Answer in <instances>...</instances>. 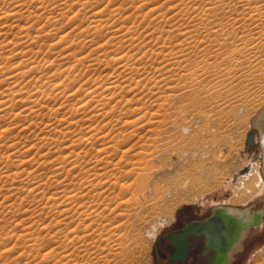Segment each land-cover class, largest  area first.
I'll return each instance as SVG.
<instances>
[{"label": "rangeland", "instance_id": "obj_1", "mask_svg": "<svg viewBox=\"0 0 264 264\" xmlns=\"http://www.w3.org/2000/svg\"><path fill=\"white\" fill-rule=\"evenodd\" d=\"M50 1L51 0H47V2L45 3V7H47L48 9L45 8L44 10L41 11L38 5L40 0H28V4L30 6V8L28 9L32 10L35 13L33 15H30L32 19L28 18L30 16L23 17V19L21 18L17 22L18 24L14 21L15 18L12 16H9L7 14L4 15L3 17L0 16V27L1 25L3 26V24H1L2 22L4 23V26L6 27L11 26L10 28H12V30L10 28L6 29V27L2 28L1 32L3 31V29L5 31H3L0 35V40L2 41L3 40L9 41L11 39L13 41L10 44H7V42L5 41H3V43L0 42L1 45L3 44L8 45V46H4L5 48L2 46V51L0 53V58L2 57L1 61H5V64L3 62L2 63L5 65V67L7 66V72H5V75L14 74L15 71L13 69L19 68L17 66L23 60H27V61L33 60L35 62V63L33 62V65L34 64L36 65V63L38 62L37 64H39V68H40L39 70L37 69L38 71L37 70L32 71L30 74L24 76L23 78L21 77L22 79L19 78L20 80H24V81L17 80L13 86H15L16 89H19L18 86L16 87V84L22 83L23 85H26L25 83H27L28 81L27 79L31 80L32 83H35L36 81L37 84L40 83L43 84L44 81L46 83L48 82L47 84L45 83V85L43 84L44 85L43 89H45V93L43 94V97L40 94H38L37 100H32L33 98L31 100L30 99L26 100L28 98L27 93L20 95V97L19 96L16 97L17 100L16 99L14 100L13 102L14 104H11V107L8 108V109L11 108L10 110H12L9 116L6 115L2 117V114L0 113L1 114L0 144L1 143L8 145L10 143L15 144L17 145V150L20 149L19 151L21 153L24 152L21 155L18 152L19 155L17 157H10L12 158L11 160L10 158L9 159L7 158L8 154L10 155L9 152H5L6 154L2 153L3 156L0 154L2 156L0 157L1 158L0 166L2 162L4 163L5 159H8L10 163L13 165L14 163L15 165H21L22 164L21 162L25 160L26 162L27 161L31 162L28 164H25L24 162L23 166L25 167L24 168L25 170H23V173L15 181L16 183L12 184L13 187L12 189H14L12 190V192L9 189L0 190V264H37V263L55 264L58 262L59 259L60 261L62 260L68 261L70 258H68L67 256L64 258L63 256L66 255L64 253H67L66 251H69L67 255L75 254L77 251L76 250L77 246L75 245L79 244L76 243V241L74 240L76 238H73L72 234L70 233V231L74 228V226H78L77 225L78 222H81L82 228L80 227V229L82 234L81 236L83 238L80 236L77 242L80 241L81 238H82L81 240L85 242L84 235L91 234L92 236H94L93 241L95 242L97 240V242L110 241L114 243V244L112 243L113 246L111 245V243H109V245L113 247L111 248L114 251H116V252L113 251V255H114L113 257L116 258L114 259L113 257L111 258L110 261L111 264H156L154 249L155 246H157L160 243L157 242L156 240L157 238H159L160 235L164 234L166 230H169V226L170 224H172L174 217H177V215H179L181 211H187L189 213V217L191 218L199 217L200 215L198 216L197 213L199 212V214L201 215L207 213V211L211 207L210 204L213 201L220 202L221 200L227 199V201L231 200V203L235 204L237 203L236 201L242 198L243 199L247 198L248 196L247 194H249L247 192L246 193L243 192L244 190H242V181L246 183L245 190H247L246 187L250 188L253 178L251 177L249 180H246V178L242 176V171L246 169V166L248 165L250 167L252 166L250 161L253 160L251 158H253L254 156L260 157L259 152H257L259 147L256 146V144L253 145V143L250 145L245 144V141L247 139V135L250 132L252 133L253 136V130L248 131L251 122H253L256 118L257 119L259 118V122L262 120H263L262 122H264V35L261 38H259V34L256 35L251 34V36H249L246 33H243L242 37L235 38L236 42L233 45H231L230 48L227 49L228 51L229 49H237L238 51V52L236 51L237 53H233V54L225 53L226 50H224L218 52V54L215 56L213 55L214 57L212 56V58L208 57L207 61H206V57L204 56L205 51L199 52L201 50L199 48L200 49L199 51L197 50L194 53L190 54L189 55L190 57L187 56L191 61L195 59L192 62L194 63L193 64L194 68H195V64L197 63L196 64L197 66L195 68L197 70L196 72L189 69V67H191L189 65L191 61H189L185 56L186 53L188 52V50H185V52H183L182 54H176L177 51L165 53L166 55L165 59L169 58L170 60H172V62L173 61L175 62L176 60V64L178 66L177 65L168 66V64L166 65L167 63L166 61H161V59L157 58L156 62L154 61V64H152L151 67L149 66L150 63L148 62L149 64H147V66L149 67L146 68L145 70H141L143 72L136 71L138 67L134 65L135 66L133 67L134 70H131L129 72L130 74L128 75L130 76V79L132 77V80H125V75L127 72H122L121 69H116L117 65L111 64L107 66V68L109 69L106 68L107 73L106 71H103L102 73H104L105 75L103 74V77H100L102 73L99 75V73L97 72L98 70L96 69L100 65L101 66L99 68L103 67L102 65L104 64H102V62L101 64L99 62H96L95 64L90 65V63L86 61L79 65L76 63L77 56H79L77 55V53L80 50H84V52L86 51L88 53V55H86L85 53L84 56H89V58H91L95 51H99V54H101L106 50L105 51L106 55L107 53H110V51L112 52L109 54V56L113 55V53L115 52V50H117L119 46L110 43L112 41L113 42L115 41V40H111L113 39L112 38L113 34H111V32L115 30L117 26L121 27L120 25L124 23L125 25L122 26L125 27V31H126L130 27L131 28L133 27V24L131 22L135 20L136 22L135 24H141L139 27V32L142 34V36H144L145 34H147L148 30H150L152 26L158 21V19L153 20V18L155 17L154 14L161 10L159 8V11L158 10L154 11L152 15L149 13V15L152 16L151 18L150 16L144 18L142 15L143 12L144 13L147 12L149 8L151 9L156 4L163 6L164 9L162 11L166 12L167 11L166 9L168 7H171V4L175 3V1L177 0H144L148 4H146L143 8L142 7L138 8L140 7V5L142 6L143 4H145V2L144 1L141 2V0H90V1L62 0L63 2L61 0H59L58 2L57 0L55 1L52 0L51 2ZM60 1L61 4L59 3ZM189 1L190 0H185L184 2L190 4L192 0L190 2ZM194 1L196 5L204 7V4H206L208 0L206 1L194 0ZM138 2H141V4H138ZM57 4H59L60 6ZM136 4L138 5V7ZM182 6H179L178 10L184 9ZM9 8H11V6L8 7L7 4H3V1L1 2V6H0L1 11L9 10ZM24 8L25 7H23L22 12L23 10H25ZM138 9L140 11H138ZM27 12L29 11H26L25 13L23 12L24 15L25 14L27 15ZM217 12L219 13L220 11L218 10ZM134 13H136L135 14L136 16H134ZM196 13L201 14L202 12L200 11ZM187 20L188 19H185V21L181 20L177 22L176 25L182 24L185 26L186 23H188ZM30 21L31 22L34 21V22L31 23ZM175 21L177 20L174 19V21L172 22L167 21L166 22L167 24L163 23L164 25L167 26L166 27L163 25V29H164L163 33L166 34L168 37L166 36L165 37L166 39L165 38L162 39H164L165 42H167L166 44L167 48L169 47L171 48V45L173 46V48H177V47L179 48L181 44H183V46H186L185 44L189 41L188 39L186 40V37L188 36L186 37L182 36L183 38H181L175 33L176 27L174 28L173 26H170ZM13 22H15V25L14 24L12 25ZM147 23L148 24L150 23L149 27H147L148 25L145 26ZM257 23H254L253 25L261 26L262 24L263 26L264 18L262 19L261 24L260 22ZM30 24L31 25L33 24V27H30L29 35L23 36L25 34L24 29L26 27L28 28ZM6 31L8 32L10 31V32L7 34ZM17 31L19 32V34ZM4 32L6 35L3 34ZM37 32L39 33L37 34ZM143 33L145 34L143 35ZM13 34L14 36L17 35L16 39H18L19 41L15 40ZM164 34L163 37L165 36ZM36 36H38L37 38L38 43L33 44L34 43L33 39ZM189 36L192 37V34H190ZM31 37H33V39H31ZM106 39H110V40H106ZM141 39L139 40L137 39V40L142 41ZM197 39L200 40L199 37H197ZM137 40L132 45L130 44V42L125 41L126 42L124 45L125 56H126L125 58H132L131 56L132 53L136 52L135 45L138 42ZM42 41L45 43H43ZM92 42L93 44H91ZM144 43L145 40L142 41V44ZM27 45L31 46L32 47L31 49L33 51L29 52L28 55L25 54L24 56L19 52L20 51L23 52L24 51L23 47L24 46L27 47ZM104 45L106 46L105 49L102 48L105 47ZM14 46L15 48L13 49ZM127 46L128 48L126 49ZM128 49L130 50V52ZM100 50L102 51L100 52ZM29 55L31 58L29 57ZM69 55L70 57H68ZM182 55L185 57H183ZM135 57L137 56H134V58ZM180 57L181 58L183 57V59L186 58L189 61L188 62L189 64L186 65L185 64L186 62H183V61H187L186 59L181 60V62H179ZM203 57L205 59H202ZM204 60L206 61V63ZM181 65L184 66V68ZM30 66H25L24 71H26ZM79 66L81 69H79ZM21 68H19V70ZM72 68L74 70H72ZM112 69L114 72L112 71ZM108 71H111L113 74ZM119 72H121L120 73L121 75L122 73H124L125 75L123 74L121 76ZM52 73L53 74L55 73L57 75L58 73H60V75L56 77L57 75L56 76L55 74L52 75ZM65 74H69L67 75L68 79L66 78L67 76L65 77ZM108 74L109 75L112 74L111 77H109L110 79L113 78V76L115 75L112 81L116 80V78L118 79L119 78L118 76H120L118 82L116 83L118 84L120 83L119 86L122 88V89L118 88L119 90H116V96L114 93V95L111 97V99L113 98L112 102L108 100L109 98H107L106 94L102 93V90L107 85H109L108 82L111 81V80L109 81L108 79L105 80L104 76L106 75L108 76ZM144 74L147 76L143 78ZM38 75H40L39 77L43 79H40ZM51 76L54 77L52 78ZM102 78L103 81L101 80ZM100 80L105 83L104 84L101 82V85L103 86L105 85L104 88L103 86L100 87ZM65 81L66 83H63ZM97 81L98 83L95 85L94 83H96ZM8 82H9L8 80H6L3 83L1 82L0 90H3ZM57 83L60 84L58 85ZM22 84H18L19 87L23 86ZM96 86H98L95 94L97 96L93 98V101L90 100L91 101L89 103L90 105L89 104L87 105L86 111H84L83 113L81 112L75 113V109H77L79 106V104L77 103L78 100H81L83 98L85 99L86 97L85 95L89 91V89L91 87L94 88ZM51 88H53L54 90L51 93V98L55 97L54 99L49 98L47 95V93H49L50 91L49 90L46 91V89H51ZM30 91L34 92L33 86L30 88ZM1 92L2 91H0V97H1ZM98 92L101 95H99ZM67 95H71V96H67ZM98 95L99 97L100 96L103 97H100L101 99H99ZM104 96L106 98H104ZM18 98L21 99L18 100ZM116 98L121 102V103L117 102L120 104L116 103V101H118ZM23 99L25 100V102H23ZM38 100L41 101L37 103L38 105L41 106L42 103L43 104L46 103L45 106L44 105L42 106L47 108H43L42 110L41 107L39 106L37 108L40 111L36 110V114L31 113L29 110L31 107L30 108L28 107L33 106L34 102H37ZM99 104L100 105L104 104V105L99 106ZM116 104H117V108L115 106ZM58 106L59 107L62 106V108L57 109ZM122 106H124V108ZM25 107L28 108V109L26 108V111L24 110ZM97 107H99L100 109ZM55 108L59 111L57 114L56 112H54ZM50 109L52 112L50 111ZM66 109L70 114L67 112ZM71 109L72 110L74 109L73 113ZM98 109H99V114L97 116H94V114L92 113H96V110ZM113 109L116 111H114ZM41 110L43 112H41ZM100 110L104 111L105 113L101 112ZM124 111H125V119L124 118L120 119V115L124 114ZM19 112H21L22 115L17 114ZM26 112L29 113L27 114ZM127 112L128 114L126 115ZM62 113L63 114L65 113V115H62ZM23 114L25 116H23ZM101 114L106 117L104 116L98 117L101 116ZM33 115H35L36 117ZM55 116H57L55 122H57V124L61 123L59 124L60 126H58L57 129L60 130L61 129L60 127L67 126L72 120L73 121L75 120V121H80L79 122L80 124L76 123V126L72 125L73 127L71 126L72 128L70 129L69 135L73 136L75 134H78L81 138L83 137L90 138L94 136L91 139L92 141L94 140L93 143L91 140L87 142L86 141L87 138L86 139L83 138L84 141L82 142L83 143L82 147L86 151L89 150L87 151L89 153H86L84 158L79 159L80 162H85L82 163V165L85 164V167L82 168V166H79L77 168L78 170L76 169L71 170L73 173L70 171V165H68L67 161L64 163L65 165H63L64 166L63 168L65 169L64 170L63 168H61L62 170L57 169L56 173L55 171L54 173H52L53 170L50 171L49 169L51 167L50 164H47V162L48 163L51 162L50 159H53V157H56L59 154V152L55 151V149L60 151V149L62 148L61 152L64 151L66 152V150H64L65 148H63V146L65 147V145L66 147L69 146L70 149H74V147L77 148L76 146L77 144H75V146L71 148L73 137L71 138V136L69 137L68 135L66 139L64 138L67 141H64L63 139L64 141L63 142L61 140L60 143L62 144L59 145L58 147L59 149L57 148L52 149L53 152L50 148H46V146L45 148L38 149L39 146H41L40 144L38 145L37 148V146L32 147L30 143V142L38 143V141L34 138L36 137L37 133L33 132V130H35V127H33L35 123L39 121L45 124L47 123L48 119H51L52 117ZM91 116L92 118L94 117L97 118L92 119ZM38 117L39 119H37ZM68 117H70V119ZM239 117L241 118V120ZM60 118H62V122H59ZM85 119L86 120L92 119V120L84 121ZM122 119H124L125 122H121L124 121ZM66 120H68L69 122ZM83 121L85 123H83ZM31 122L34 125L31 126L30 128ZM27 123L29 125H27ZM82 123L85 125H83ZM88 123H90V125ZM104 123L105 124L108 123V124L103 125ZM25 124L27 126H24ZM20 126L22 128L26 127V129H28L29 131L25 129L26 133L25 131L21 132L20 130L22 128ZM79 126L81 128L83 126L84 129H81ZM86 126H90V127L92 126L89 129L88 134L91 131L93 132L94 130V133L91 132L93 136L91 134L89 136H86L88 135L86 133L87 131ZM96 126L98 128V131H96L97 135L95 134V130H97ZM75 127L77 128L76 129L77 131L75 130ZM32 128L34 129L32 130ZM57 129H55L54 132V134L56 135L54 136L53 134L54 137L50 136L53 137V139H56L58 136V134L56 133L58 131ZM99 130L102 131V133L98 134ZM113 130H115L114 131L116 133V135L114 134L115 136L113 135L114 133ZM104 132L108 134L106 135L104 134ZM31 133L35 136H33ZM48 133L49 132H46L40 137L43 136L49 137ZM102 134L106 135L105 138L104 139L100 138V140H98L99 136H102ZM129 134H132L133 136L129 138L128 137L130 136ZM126 136L127 138H129L128 141L126 140ZM11 137L13 138L15 137L13 141L11 140L12 139ZM81 138L80 140H82ZM113 138H115V140ZM51 140L52 139H49V141ZM108 141H112L111 143L116 145H119V142H121V144L125 143V147H126L125 151L128 150L127 148H130L125 155L127 158L126 157H125L126 159L121 158L122 150H119V152L116 151L117 152L116 154L115 152H112L113 149H111L112 151L110 150L111 152L108 151L107 155H104L105 154L104 152L99 153L98 150L105 148L104 143ZM25 143H28V145L26 144L27 145L26 146ZM134 144L138 146L136 149L130 147L131 145ZM26 151H28V153L25 154ZM141 151L142 153L145 152L143 155L144 157L138 154V152ZM93 153H95L96 155ZM111 153H113V155ZM127 154H129L130 158H128L129 156ZM114 155L117 156L115 157ZM45 156L47 157L48 161L45 162L46 164H42L44 160L43 158H45ZM94 159H96V161H98L99 159V163L97 162L98 164H96L97 168L93 167V169L92 168L90 169V167L93 165V163L90 162H94ZM39 160L42 161L40 162ZM133 160L135 163L133 162ZM124 161H126V163ZM116 162H118L120 166L119 165L117 166ZM38 164L40 167L38 166ZM123 165L125 166L121 167ZM80 169L81 170L83 169L82 172ZM85 170H87L88 173ZM119 172H122L123 175L120 176L121 173ZM60 173L62 174V176ZM52 174H54L57 177L53 176ZM108 174L110 176L115 177V180L119 178L117 180L118 182L114 181V178L112 177L110 178ZM115 174L116 175L118 174V177H116ZM32 175L34 177H36L37 175L36 179H33L34 177H32ZM122 176L123 177L128 176V177L124 179ZM235 177L237 178L236 180H234ZM83 179L85 180L82 181ZM87 179L88 180L90 179L89 181L92 182L94 181L93 184L94 183L96 184L90 187L91 185L86 184L87 182H89ZM255 179L256 178H254V180ZM193 180L196 182L195 185L196 187L194 191L191 185L194 182ZM66 182H68L69 184ZM82 182L84 183L86 182V183L81 186L82 188H79L80 183ZM115 182L116 184L118 183V185H115ZM120 183L121 185L122 184L124 185V183L126 185V186L124 185V187H126L125 195L123 194L124 196H121L123 198L118 196V193L119 192L122 193L124 189L123 187L122 189H120V191H118V188L121 187ZM73 184H77L78 187ZM42 187H44V189ZM74 187L76 188L75 190H73ZM89 187L92 189H90ZM78 188H79L78 194L80 195V197L79 195L76 196L78 198V201L77 204L74 205L77 206L79 203L80 204L88 203L87 205H85L86 207H84L83 210H85V208H88L86 209V212L87 210H89L90 212L91 209H94L97 213L95 211L93 212V210L91 213L94 214V217L96 219L93 216H86L88 217V218L85 217L86 220L84 218V220L80 221L78 216L74 213L73 208L75 206H73V204L70 205L71 203L63 202L64 201L63 199H65V197L75 193V191H77ZM190 188H192L191 191ZM44 190L48 194L44 195L45 198H41L43 194L42 192H44ZM89 190H91L92 192ZM60 192H62V194ZM54 193L56 196L54 195ZM57 194H59L58 197ZM84 194L86 195L84 196ZM53 196L57 199L60 196L62 197L56 202L53 200L54 203L52 202L53 204L51 203L52 204L51 205L49 201L51 202L52 199H55ZM83 196L85 199L89 198V201L85 200ZM94 197L95 200H93ZM82 198L84 199V202H82L83 200ZM91 201L93 202V204L90 203ZM250 201H252V199ZM69 208L71 209L70 211L67 210ZM64 210H67L69 212H67V214L63 213L65 212ZM107 217H109L110 219ZM94 219L97 220V222ZM93 220L95 222H93ZM83 221H87L85 222V225L89 226V224H91L87 228L88 230L83 229V225H84L82 223ZM99 221H102L103 225L101 222L99 223ZM69 222L70 225L67 224ZM50 223L52 224L50 225ZM100 226L101 228L104 227L105 229H101ZM97 230L100 235H98V233H95L97 232ZM159 233L160 235L156 238V236ZM65 235L72 236V239L74 241L70 239L71 238L70 236H68V238L71 241L66 240V238L64 237ZM96 236H98L97 237L98 239L95 240ZM115 240L119 242H116ZM62 242L64 244L65 242L66 243L69 242L70 244L68 243V245L65 244L66 246L65 245L62 246L61 245L63 244ZM73 242L74 244H72ZM88 242L89 241L87 238L86 243ZM5 243L7 245H5ZM24 245L26 246L27 249L24 248L25 247ZM47 245L51 246L52 248ZM58 245H61L62 247H58ZM115 245H118L119 247ZM67 246H69L70 248ZM41 247H44L43 248L44 251L40 250ZM64 247H67L68 250H66ZM60 248L62 249L61 252H60ZM164 248L166 250L168 248L167 245H164ZM64 249L65 252H62L64 251ZM36 250L37 251L39 250L38 251L39 253ZM46 253L47 254L51 253L52 256L54 255L53 257L51 256L48 259V262L45 261L46 260L45 256H42L43 254L47 255ZM81 254L83 255V253ZM169 257L166 258L165 261L166 264L172 263L171 261H169ZM84 258L86 257L84 256ZM55 259L58 260L55 261ZM80 259L82 261V258H80L79 256L77 261L74 260L76 261V264L83 263V261L82 263L80 262ZM43 261H45V263H43ZM66 261L64 264H71V263L75 264L74 261L70 263L69 262L66 263ZM262 261H264V226L262 230L252 235V237H250L247 240V242H245L244 251L240 252L236 256L235 262L233 264H263L264 262L262 263ZM59 263L63 264V262L62 263L58 262L57 264Z\"/></svg>", "mask_w": 264, "mask_h": 264}, {"label": "bare ground", "instance_id": "obj_2", "mask_svg": "<svg viewBox=\"0 0 264 264\" xmlns=\"http://www.w3.org/2000/svg\"><path fill=\"white\" fill-rule=\"evenodd\" d=\"M3 1V4H7L8 5V7L9 6H11V8H9V10H5V11H1V9H0V16L1 17H3L4 15H9V16H12V17H14L15 18V22L17 23L21 18L23 19V17H27V16H30V15H33L35 12H33L32 10H30V9H28V8H30V6H29V4H28V0H0V6H1V2ZM52 1V0H51ZM50 1V2H51ZM55 1V0H54ZM53 1V2H54ZM59 0H57V2H58ZM62 1V0H61ZM61 1L59 2L60 4H61ZM90 1V0H89ZM144 0H141V2H143ZM179 0H177V1H175V3H173V4H171V7H168L166 10V12H163L162 10L164 9V7L163 6H161V5H154L151 9L149 8V10L147 11V12H143V17L144 18H147V16L149 17L150 16V18L152 17L151 15L153 14V12L154 11H156V10H158L159 11V8H160V10L161 11H159V12H157V13H155L154 15H155V17L153 18V20L154 19H158V21L152 26V28L150 29V30H148V32H147V34H145V33H143V35L144 36H142V34L139 32V27H140V25L141 24H135L136 22H135V20L134 21H132L131 23L133 24V27L131 28H129V29H127L126 31H125V27L124 26H122V25H125L124 23L122 24V25H120L121 27H119V26H117V28H115V30H110V31H112L111 32V34H113V36H112V38L113 39H111V40H115L114 42L112 41V42H110V43H113V45L114 44H116L117 46H119L118 48H117V50H115L114 48V50H115V52L113 53V55H110V56H112V57H110L109 56V54L112 52V51H110V53H107V55L105 54V51L103 52V53H101V54H99V51H95L94 53H93V56L91 57V58H89V56H84V54L86 53V55H88V53L85 51L84 52V50H80L78 53H77V55H79V56H77V59H76V63L77 64H82L83 62H88V63H90V65H93V64H95L96 62H99L100 64H101V62H102V64H104V65H102L103 67H101V68H99V67H97V69L96 70H98L97 72L99 73V75L103 72V71H106L107 69H109V68H107V66L108 65H111V64H115V65H117L116 67V69H121L122 70V72H127L126 73V75L124 74V73H122V75L124 74L125 75V80H132V77H131V79H130V76H128L130 73V71L131 70H134V68L133 67H135L134 65H136L138 68H137V70H136V68H135V70L136 71H141V70H145L146 68H148L149 66L151 67V65L152 64H154V61L156 62V59L157 58H159V59H161V61H166L165 63H166V65L168 64V66H171V65H177L176 64V60H175V62L173 61L172 62V60H170L169 58H167V59H165V53L166 52H174V51H177L176 52V54H182L183 52H185V50H188V52L186 53V55L185 54H183V55H185L186 57L188 56V57H190L189 55L190 54H192V53H194L195 51H199L200 49V51L199 52H201V51H205V57H206V61H207V58L209 57V58H212V56L214 55H217L218 54V52H221V51H224V50H226V52L225 53H231V54H233V53H237L238 51H237V49H229V51L227 50L228 48H230V46L231 45H233L235 42H236V39L235 38H240V37H242V35H243V33H246L247 35H249V36H251V34L252 35H256V34H259V38H261L263 35H264V28H263V26H262V24H261V22H262V19L264 18V0H208L207 2H206V4H204V7H201V6H199V5H196L195 4V1L194 0H190L189 2H190V4H188V3H185L183 0L182 1H179ZM206 1V0H205ZM30 2V1H29ZM32 2V1H31ZM38 2V1H37ZM47 2V0H40V2H39V8L41 9V11L42 10H44L45 8H47V7H45V3ZM63 2V1H62ZM141 2H138V4H141ZM145 2V1H144ZM55 3V2H54ZM53 3V4H54ZM70 3V2H69ZM150 3V2H149ZM153 3H154V1H153ZM168 3H171V2H168ZM68 4V3H67ZM71 4V3H70ZM146 4H148L147 2H145V4H143L142 6L140 5V7H138V5H137V7L138 8H143ZM161 4V3H160ZM162 4H164V3H162ZM182 4H183V6H182ZM56 5V4H55ZM54 5V6H55ZM57 5H59V4H57ZM91 5V4H90ZM151 5V4H150ZM202 5V4H201ZM4 6V5H3ZM47 6V5H46ZM60 6V5H59ZM67 6V5H66ZM179 6H182L184 9H181V10H178L179 8ZM23 7H25L24 9L26 10V11H29V12H27V15L25 14L24 15V13L26 12L25 10H23V12H22V9H23ZM26 7H27V9H26ZM63 7V6H62ZM136 7V8H137ZM34 8V7H33ZM38 8V9H39ZM7 9V8H6ZM48 9V8H47ZM84 9V8H83ZM37 10V9H36ZM128 10V9H127ZM178 10V11H177ZM220 11L219 13L217 12V11ZM68 11V10H67ZM93 11V10H92ZM91 11V12H92ZM138 11H140L139 9H138ZM146 11V10H145ZM202 12L201 14L200 13H196V12ZM128 12H130V11H128ZM137 12V11H136ZM142 12V11H141ZM162 12V13H161ZM174 12V13H173ZM133 13V12H132ZM149 13L151 14V15H149ZM136 13H134V16H136L135 15ZM126 15H127V13H126ZM125 15V16H126ZM130 15H131V13H130ZM141 15V16H142ZM94 16H96V15H94ZM98 16V15H97ZM115 17V16H114ZM28 18H31V16L30 17H28ZM129 18V17H128ZM140 18V17H139ZM176 18H178V19H176ZM1 19H3V18H1ZM32 19V18H31ZM101 19V18H100ZM134 19V18H133ZM174 19L175 20H177V21H175L172 25H170V26H173L174 28L176 27V30H175V33L178 35V36H180L181 38H183V37H186V36H188V37H186V40L188 39L189 41L185 44L186 46H183V44H181L180 46H179V48L177 47V48H173V46L171 45V48L169 47V48H167V46H166V44H167V42H165V40L164 39H162V38H165L167 35L166 34H164L163 33V31H164V29H163V23H166L167 21H174ZM185 19H188L187 21H188V23H186V25L184 26V25H182V24H179V25H176V23L177 22H179V21H185ZM30 20V19H29ZM28 20V21H29ZM43 20V19H42ZM109 20V19H108ZM107 20V21H108ZM127 20V19H126ZM139 20V19H138ZM46 21V20H45ZM5 22V21H4ZM15 22H13L12 23V25L14 24L15 25ZM31 22V21H30ZM29 22V23H30ZM32 22H34V21H32ZM31 22V23H32ZM129 22V21H128ZM155 22V21H154ZM257 22H260V24H261V26L259 25V26H254L253 24L254 23H257ZM131 23H129V24H131ZM181 23V22H180ZM184 23V22H183ZM1 24H3V26L1 25V27H0V35H1V33L3 32V31H5L4 29H3V31L1 32V29L2 28H4V27H6V26H4V23H2L1 22ZM5 24H7V23H5ZM18 24V23H17ZM109 24V23H108ZM167 24V23H166ZM185 24V23H184ZM258 24V23H257ZM148 25V26H147ZM168 25H169V23H168ZM251 25H253V26H251ZM102 26V25H101ZM128 26V25H127ZM132 26V25H131ZM145 26H147V27H149L150 26V23L148 24H146ZM164 26H166V25H164ZM11 27V26H10ZM10 27H6V29H9ZM30 27H33V24L31 25L30 24V26L27 28H25L24 29V32H25V34L23 35V36H28L29 35V31H30ZM35 27V26H34ZM80 27V26H79ZM95 27V26H94ZM147 27H145V28H147ZM167 27V26H166ZM14 28V27H13ZM42 28V27H41ZM40 28V29H41ZM128 28V27H127ZM11 30H12V28H10ZM33 29V28H32ZM35 29V28H34ZM55 29V28H54ZM10 30V31H11ZM142 30V29H141ZM9 31V32H10ZM18 31H19V29H18ZM17 31V32H18ZM21 31V30H20ZM35 31V30H34ZM59 31V30H58ZM150 31V32H149ZM7 32V34L9 33L8 31H6ZM14 32V31H13ZM139 32V33H138ZM12 33V32H11ZM16 33V32H15ZM39 32H37V34H38ZM42 33V32H41ZM72 33V32H71ZM3 34H5V32L3 33ZM17 34V33H16ZM18 34H19V32H18ZM17 34V35H18ZM163 34L165 35L164 37H163ZM175 34V35H176ZM190 34H192V37H190L189 35ZM6 35V34H5ZM4 35V36H5ZM17 35L16 36H14V34H13V36L15 37V40H17V41H19L18 39H16L17 38ZM36 35V34H35ZM137 35V36H136ZM172 35V34H171ZM176 35V36H177ZM19 36V35H18ZM183 36V37H182ZM111 37V36H110ZM141 37H142V39H141ZM168 37V36H167ZM169 37H170V34H169ZM197 37H199V39L200 40H198L197 39ZM23 38V37H22ZM27 38V37H26ZM37 38H38V36H36V37H34V39H33V37H31V39H33V44H37L38 43V40H37ZM106 38H108V37H106ZM7 39V38H6ZM59 39H60V37H59ZM139 39H141L142 41L143 40H145V43L144 44H142V41H138ZM166 39V38H165ZM179 39V38H178ZM9 40V39H8ZM40 40H42V39H40ZM85 40V39H84ZM88 40V39H87ZM106 40H110V39H106ZM136 40L138 41L137 42V44L135 45L136 46V52H134V53H132V58H125L126 56H125V49H124V45H125V43L126 42H130V44L132 45V44H134L135 42H136ZM174 40H176V39H174ZM3 41H5V40H3ZM3 41L2 40H0V42H2L3 43ZM30 41V40H29ZM126 41V42H125ZM5 42H7V44H10L11 42H13L12 41V39L11 40H9V41H5ZM32 42V41H31ZM43 42V41H42ZM106 42V41H105ZM184 42V41H183ZM16 43V42H15ZM43 43H45V42H43ZM104 43V42H103ZM14 44V43H13ZM12 44V45H13ZM17 44V43H16ZM19 44V43H18ZM91 44H93V42L91 43ZM105 44V43H104ZM107 44V43H106ZM129 44V45H130ZM168 44H169V42H168ZM175 44V43H174ZM207 44V45H206ZM0 45H1V43H0ZM100 45V44H99ZM150 45V46H149ZM2 46L4 47V46H8V45H6V44H3V45H1L0 46V53H1V51H2ZM34 46V45H33ZM103 46V45H102ZM105 46V45H104ZM110 46V45H109ZM148 46V47H147ZM177 46V45H176ZM25 47V48H24ZM23 47V49H24V51L23 52H19L20 54H23L24 56H25V54H27L28 55V53L29 52H31V51H33L31 48V46H29V45H27V47L26 46H24ZM35 47V46H34ZM39 47V46H38ZM43 47H45V46H43ZM54 47H55V45H54ZM68 47V46H67ZM99 47H101V46H99ZM98 47V48H99ZM113 47V46H112ZM133 47V46H132ZM5 48V47H4ZM15 48V46L13 47V49ZM22 48V47H21ZM40 48V47H39ZM79 48V47H78ZM89 48V47H88ZM102 48H106V46L105 47H102ZM116 48V47H115ZM128 48V46L126 47V49ZM200 48V49H199ZM51 49V48H50ZM68 49V48H67ZM90 49V48H89ZM96 49V48H95ZM95 49H93V50H95ZM100 49V48H99ZM103 49V50H104ZM169 51H168V50ZM174 49H176V50H174ZM10 50H12V49H10ZM88 50V49H87ZM111 50V49H110ZM129 50V49H128ZM17 51V50H16ZM15 51V52H16ZM50 51V50H49ZM48 51V52H49ZM102 50H100V52H101ZM228 51V52H227ZM237 51V52H236ZM91 52V51H90ZM89 52V53H90ZM129 52H130V50H129ZM203 53V52H202ZM13 54V53H12ZM35 54V53H34ZM129 54V53H128ZM134 54V55H133ZM170 54V53H169ZM174 54V53H173ZM196 54V53H195ZM199 54V53H198ZM22 55V56H23ZM64 55H67V54H64ZM182 55V56H183ZM14 56V55H13ZM17 56V55H16ZM35 56H37V55H35ZM114 56V57H113ZM134 56H137V57H135L134 58ZM161 56V57H160ZM185 56H183V57H185ZM213 56V57H214ZM29 57H30V55H29ZM41 57V56H40ZM68 57H70V55L68 56ZM101 57H103V58H101ZM183 57L181 58L180 57V61L179 62H181V60H185V59H183ZM187 57V59L189 60V58ZM25 58H27V57H25ZM31 58V57H30ZM177 58H179V57H177ZM1 59H2V57L0 58V83L2 82H5L6 80H8L9 82L7 83V85H5V87H4V89L3 90H0V91H2L1 92V97H0V113L2 114V117L3 116H6V115H8L9 116V114H11V111L12 110H10V109H8L9 107H11V104H14L13 102H14V100L16 99L17 100V98L16 97H20V95H23V94H28V98L26 99V100H28V99H32V100H37V96H38V94H40L42 97H43V94L45 93V89H43L44 87V85H45V81L43 82V84H37L36 83V81H35V83H32L31 82V80H29V79H27L28 81H27V83H25L26 85H23L22 83H17L16 84V87L18 86V88L19 89H16L15 88V86H13L15 83H16V81L17 80H19V81H24V80H20V79H22L24 76H26V75H28V74H30L32 71H35V70H39L40 68H39V64H37L38 62V60L36 61L37 63H36V65L34 64L33 65V60L32 61H27V60H23V61H21V63L20 64H18V66L17 67H19V68H21L20 70H19V68H15V69H13L14 71H15V73L14 74H12V75H5V72H7V66L5 67V61H1ZM5 59V58H4ZM3 59V60H4ZM44 59V58H43ZM42 59V60H43ZM71 59V58H70ZM171 59H173V58H171ZM186 59V60H187ZM197 59V58H196ZM202 59H205L204 57L202 58ZM6 60V59H5ZM10 60V59H9ZM30 60V59H29ZM46 60V59H45ZM44 60V61H45ZM133 60V61H132ZM183 61V62H186L185 64L187 65V64H189L188 62L189 61H191V60H189V61ZM193 60H195V59H193ZM192 60V61H193ZM48 61V60H47ZM178 61V60H177ZM191 61V63L189 64L191 67H189V69H191L192 71H197L195 68H196V64H195V68L193 67V62ZM205 61V60H204ZM206 61H205V63H206ZM4 64H3V63ZM7 62V61H6ZM42 62V61H41ZM150 64H149V63ZM199 62V61H198ZM35 63V62H34ZM47 63V62H46ZM204 63V62H203ZM147 64H149V66H147ZM164 64V63H163ZM6 65H8V64H6ZM30 65H32V66H30ZM42 65V64H41ZM50 65V64H49ZM74 65V64H73ZM84 65H86V64H84ZM89 65V66H90ZM156 65V64H155ZM154 65V66H155ZM184 65V64H183ZM188 65V66H189ZM21 66V67H20ZM25 66H30L26 71H24V67ZM98 66V65H97ZM113 66V65H112ZM178 66V65H177ZM182 66V65H181ZM185 66V65H184ZM184 66H182L183 68H184ZM9 67V66H8ZM41 67V66H40ZM82 67V66H81ZM162 67H163V65H162ZM186 67V66H185ZM208 67V66H207ZM10 68H12V67H10ZM27 68V67H26ZM69 68V67H68ZM99 68V69H98ZM107 68V69H106ZM133 68V69H132ZM154 68V67H153ZM168 68V67H167ZM23 69V70H22ZM66 69V68H65ZM79 69H81L80 68V66H79ZM87 69H88V67H87ZM95 69V68H94ZM198 69V68H197ZM12 70V69H11ZM37 70V71H38ZM41 70H43V69H41ZM40 70V71H41ZM72 70H74L73 68H72ZM96 70H95V72H96ZM152 70V69H151ZM178 70H179V68H178ZM188 70V69H187ZM63 71V70H62ZM61 71V72H62ZM112 71H113V69H112ZM120 71V70H119ZM147 71V70H146ZM156 71V70H155ZM170 71H172V70H170ZM186 71V70H185ZM60 72V73H61ZM67 72V71H66ZM108 72H111V71H108ZM114 72V71H113ZM137 72V73H138ZM141 72H143V71H141ZM179 72V71H178ZM194 72V73H195ZM38 73V72H37ZM60 73H58V75H60ZM68 73V72H67ZM106 73H107V71H106ZM112 73V72H111ZM121 72H119V74H120ZM132 73V72H131ZM153 73V72H152ZM193 73V72H192ZM55 74V73H54ZM53 73H52V75H54ZM62 74V73H61ZM77 74V73H76ZM103 74L104 73H102V75L100 76V77H103ZM113 74V73H112ZM112 74H108V76L106 75V76H104L105 77V80H111L110 82H108V84L109 85H107L106 87H105V85L103 86V85H101V82L103 81V78L100 80V87H102L103 86V90H102V93H104V94H106V96H107V98H109L108 100H110L111 102H112V99H111V97L114 95V93H115V96H116V90H119L118 88H120V89H122L119 85H120V83L118 84V83H116V82H118V79L120 78V76H118L119 78L117 79L116 78V80H113L112 81V79L114 78V76H113V78H109V77H111V75ZM166 74H167V72H166ZM177 74H179V73H177ZM49 75H51V74H49ZM57 74H55V76H56ZM58 75L56 76V77H58ZM67 75H69V74H65V77L67 76ZM85 75V74H84ZM91 75V74H90ZM97 75V74H96ZM98 75V76H99ZM105 75V74H104ZM121 75V74H120ZM121 75V76H122ZM133 75V74H132ZM155 75V74H154ZM35 76V75H34ZM40 75H38V77H39ZM46 76V75H45ZM89 76V75H88ZM140 76V75H139ZM145 76H147V75H145L144 74V76H143V78L145 77ZM149 76V75H148ZM165 76V75H164ZM190 76H191V74H190ZM22 77V78H21ZM50 77V76H49ZM49 77H48V79H49ZM52 78L54 77V76H51ZM55 77V78H56ZM65 77H63V78H65ZM138 77V76H137ZM142 77V76H141ZM20 78V79H19ZM40 78V77H39ZM67 79H68V76L66 77ZM86 78V77H85ZM139 78V77H138ZM137 78V79H138ZM147 78V77H146ZM152 78V77H151ZM168 78H170V77H168ZM30 79H32V78H30ZM36 79V78H35ZM40 79H43V78H40ZM45 79V78H44ZM59 79V78H58ZM61 79V78H60ZM82 79H83V77H82ZM96 79H97V77H96ZM63 80V79H62ZM89 80V79H88ZM122 80V79H121ZM123 80H124V78H123ZM143 80V79H142ZM141 80V81H142ZM95 81V80H94ZM34 82V81H33ZM60 82V81H59ZM82 82V81H81ZM125 82V81H124ZM48 83V82H47ZM46 83V84H47ZM63 83H66V81L65 82H63ZM98 83V81L96 82V83H94L95 85ZM102 83H104V82H102ZM152 83V82H151ZM155 83V82H154ZM18 84H22L23 86H21V87H19V85ZM58 84V83H57ZM60 84V83H59ZM58 84V85H59ZM74 84V83H73ZM86 84V83H85ZM84 84V85H85ZM105 84V83H104ZM142 84V83H141ZM2 85V84H1ZM55 85V84H54ZM81 85H82V83H81ZM95 85H92V86H95ZM151 85V84H150ZM33 86V88H34V92H31L30 91V88ZM49 86V85H48ZM51 86V85H50ZM87 86H88V84H87ZM123 86V85H122ZM55 87V86H54ZM53 87V88H54ZM81 87V86H80ZM99 87V88H100ZM53 88H51V89H46V91L47 90H49L50 92L49 93H47V95H48V97L49 98H51V93L54 91L53 90ZM98 88V86H96V87H94V88H90L89 89V91L86 93V95H85V93H84V95L86 96L85 97V99L83 98V99H81V100H78V104H79V106H78V108L77 109H75V113H79V112H81V113H83L84 111H86V109H87V105L91 102L90 100H92L93 101V98L94 97H96L97 95H95L96 94V89ZM154 88V87H153ZM82 89V88H81ZM138 89V88H137ZM61 90V89H60ZM101 90V89H100ZM74 91V90H73ZM80 91V90H79ZM97 91H99V90H97ZM123 91V90H122ZM64 92V91H63ZM83 92V91H82ZM99 92H101V91H99ZM98 92V93H99ZM74 94V93H73ZM72 94V95H73ZM80 94V93H79ZM138 94V93H137ZM53 95H55V94H53ZM57 95V94H56ZM83 95V94H82ZM99 95H101L100 93H99ZM99 95H98V97H99ZM118 95H119V93H118ZM159 95V94H158ZM67 96H71V95H67ZM74 96V95H73ZM109 96V97H108ZM57 97V96H56ZM100 97H103V96H100ZM99 97V99H101ZM55 97H53V98H51V99H54ZM104 98H106L105 96H104ZM115 98V97H114ZM118 98V97H117ZM116 98V99H117ZM21 98H18V100H20ZM43 99V98H42ZM64 99V98H63ZM70 99V98H69ZM98 99V98H97ZM98 99V100H99ZM150 99V98H149ZM98 100H96V101H98ZM104 100V99H103ZM102 100V101H103ZM118 100V99H117ZM40 100H38L37 102H34V105L33 106H27L28 108H30L29 110H30V112L31 113H35L36 114V110L37 111H40L37 107H39L40 105H38L37 103L39 102ZM100 101V100H99ZM20 102V101H19ZM22 102V101H21ZM23 102H25V100L23 99ZM41 102V101H40ZM43 102H44V100H43ZM117 102H120L119 100L118 101H116V103ZM125 102V101H124ZM47 103H48V101H47ZM102 103V102H101ZM121 103V102H120ZM120 103H117V104H120ZM40 104V103H39ZM46 104V103H45ZM45 104H43L42 103V105H44L45 106ZM107 104V103H106ZM108 104H110V103H108ZM117 104L115 105L116 106V108H117ZM40 106L41 107V109L43 110V108H47V107H43V106ZM71 105V104H70ZM90 105V104H89ZM104 104H99V106H103ZM108 106V105H107ZM27 107H25V111H26V108ZM106 107V106H105ZM123 108H124V106H122ZM24 108V107H23ZM23 108H21V109H23ZM27 108V109H28ZM37 108V109H36ZM62 108V106L61 107H59L58 106V108L57 109H61ZM97 108H99V107H97ZM96 108V109H97ZM101 108H104V107H101ZM56 108H55V110H54V112H56V114L59 112L58 110H57ZM74 109L72 110V113L74 112ZM100 109V108H99ZM99 109L98 110H96V113H92V114H94V116H97L98 114H99ZM112 109V108H111ZM115 109V108H114ZM113 109V110H114ZM148 109H150V108H148ZM23 110V111H24ZM41 110V112H43ZM47 110V109H46ZM67 110V109H66ZM70 110V109H69ZM92 110H93V107H92ZM105 110V109H104ZM50 111H51V109H50ZM65 111V110H64ZM63 111V112H64ZM101 111V110H100ZM114 111H116V110H114ZM123 111V110H122ZM141 111V110H140ZM18 112V111H17ZM52 112V111H51ZM53 112V113H54ZM67 112H68V110H67ZM98 112V113H97ZM101 112H104V111H101ZM109 112V111H108ZM13 113H15V112H13ZM27 113V112H26ZM29 113V112H28ZM27 113V114H28ZM69 113V112H68ZM71 113V114H72ZM105 113V112H104ZM110 113V112H109ZM118 113H121V112H118ZM130 113V112H129ZM0 114V115H1ZM17 114H21V112H19V113H17ZM41 114V113H40ZM52 114V113H51ZM51 114H50V116H51ZM70 114V113H69ZM128 114V112L126 113V115ZM159 114V113H158ZM22 115V114H21ZM31 115V114H30ZM29 115V116H30ZM62 115H65V113L63 114L62 113ZM119 115V114H118ZM7 116V117H8ZM23 116H25L24 114H23ZM33 116H35V115H33ZM48 116V115H47ZM67 116H68V114H67ZM67 116H64V117H67ZM72 116H74V115H72ZM93 116V115H92ZM92 116H91V118H92ZM102 116H104V115H102L101 114V116H98V117H102ZM113 116V115H112ZM131 116V115H130ZM19 117V116H18ZM36 117V116H35ZM104 117H106V116H104ZM17 118V117H16ZM15 118V119H16ZM32 118H34V117H32ZM57 118V116H55V117H52L51 119H48L47 120V123H45V124H43V122L41 123V122H37V123H35V125L34 124H32V122L30 123V128H31V126H33V127H35V130H33L34 128H32V130H33V132H36L37 134H36V137H34L37 141H38V143L36 142V143H32V142H30L31 143V145H32V147H36L37 146V148H38V145L40 144L41 146H39V148L38 149H42V148H45V146H46V148H50L51 150L52 149H55V148H57V149H59L58 147H59V145H61L62 143H60L61 142V140L63 141V139L65 138L66 139V137L70 134V129L73 127L72 125H75L76 126V123H78V124H80L79 122L80 121H71L67 126H63V127H60L61 129L59 130V129H57V127L58 126H60L59 124H61V123H59V124H57V122H55L56 119ZM69 119H70V117H68ZM78 118V117H77ZM94 118H97V117H94ZM94 118H92V119H94ZM118 118H119V116H118ZM121 118H124L125 119V111H124V114H121L120 115V119ZM240 118V117H239ZM37 119H39V117L37 118ZM42 119V118H41ZM46 119V118H45ZM59 119V118H58ZM88 119H89V117H88ZM84 120V121H91L92 119H90V120ZM124 119H122V120H124ZM44 120V119H43ZM61 120V121H60ZM60 120H59V122H62V118H60ZM65 120V119H64ZM240 120H241V118H240ZM239 120V121H240ZM37 121V120H36ZM42 121V120H41ZM66 121H68V120H66ZM83 121V123H85ZM69 122V121H68ZM93 122V121H92ZM105 122V121H104ZM118 122V121H117ZM121 122H125V120L124 121H121ZM12 123V122H11ZM64 123V122H63ZM62 123V124H63ZM82 123V124H83ZM101 123V122H100ZM17 124V123H16ZM81 124V125H82ZM89 125H90V123H88ZM108 124V123H107ZM107 124H103V125H107ZM142 124V123H141ZM12 125V124H11ZM10 125V126H11ZM27 125H29L28 123H27ZM26 124L24 125V126H27ZM66 125V124H65ZM83 125H85V124H83ZM120 125V124H119ZM22 126V125H21ZM20 126V127H21ZM72 126V127H71ZM116 126H117V123H116ZM115 126V127H116ZM139 126V125H138ZM80 127V126H79ZM87 127V131H86V133L88 134V132H89V129L92 127H90V126H86ZM2 128H3V126H2ZM6 128V127H5ZM22 128V127H21ZM81 128V127H80ZM158 128V127H157ZM25 129H26V127L25 128H22L20 131L22 132V131H25ZM55 129H57L56 131V133L58 134V136H57V138L56 139H53V137L56 135V134H54V132H55ZM77 128L75 127V130H76ZM79 129V128H78ZM81 129H84V127L82 126V128ZM96 129L97 130H95V134L97 133L96 131H98V128H97V126H96ZM102 129V128H101ZM104 129V128H103ZM113 129V128H112ZM120 129V128H119ZM132 129V128H131ZM27 131H29L28 129H26ZM31 130V129H30ZM80 130V129H79ZM92 130V129H91ZM107 130V129H106ZM140 130V129H139ZM77 131V130H76ZM112 131V130H111ZM115 130H113V132H114ZM118 131V130H117ZM135 131V130H134ZM137 131V130H136ZM46 132H49L48 133V136L49 137H40V136H42L43 134H45ZM73 132V131H72ZM75 132V131H74ZM92 132V131H91ZM91 132L88 134V135H86V136H89L90 134H91ZM121 132V131H120ZM119 132V133H120ZM4 133V132H3ZM2 133V134H3ZM8 133V132H7ZM25 133H26V131H25ZM92 133H94V130H93V132ZM99 133H102V131H100L99 130V132H98V134ZM132 133H134V132H132ZM138 133H139V131H138ZM6 134V133H5ZM23 134V133H22ZM32 134V133H31ZM53 134H54V136H53ZM73 134V133H72ZM84 134V133H83ZM104 134H106L105 132H104ZM104 134H102V136H99V139L98 140H100V138H102V139H104L105 138V136L108 134H106V135H104ZM116 135V133L114 132L113 133V135ZM19 135V134H18ZM24 135V134H23ZM33 135V134H32ZM31 135V136H32ZM47 135V134H46ZM45 135V136H46ZM82 135V134H81ZM92 135V134H91ZM97 135V134H96ZM95 135V136H96ZM114 135V136H115ZM130 136H128L129 138H131V136H133L132 134H129ZM13 136V135H12ZM17 136V135H16ZM15 136V137H16ZM33 136H35V135H33ZM50 136H53V137H50ZM71 135H69V137H70ZM93 136V135H92ZM14 137V138H15ZM40 137V138H39ZM73 137V139H72V144H71V148L73 147V146H75V144H77L76 146H77V148H75L74 147V149H70V147L68 146V147H66V145H65V147L63 146V148H65L64 150H66V152L64 151V152H61V149H60V151L59 150H56L55 149V151H57V152H59V154L56 156V157H53V159H50L51 160V162L50 163H48L47 162V164H50V171L51 170H53L52 171V173H54V171H55V173L57 172V169H61V168H63L64 166L63 165H65L64 163L67 161L68 162V165H70V171L71 170H78L77 168L79 167V166H82V168L83 167H85V164H83L82 165V163H85V162H80V158L82 159V158H84L85 157V154L86 153H89V152H87V151H89V150H85V149H83V147H82V145H83V138H85V137H83V138H81L78 134H75V135H73V136H71V138ZM94 137V136H93ZM93 137H90V138H85L86 139V141L87 142H89V140H91ZM12 139V141H13V137H11ZM24 138V137H23ZM26 138V137H25ZM80 138L82 139V140H80ZM111 138V137H110ZM116 138V137H115ZM115 138H113L114 140H115ZM122 138V137H121ZM125 138V137H124ZM129 138H127V136H126V140L128 141V139ZM141 138V137H140ZM27 139H28V137H27ZM49 139H52L51 141H49ZM64 139V141H67V140H65ZM95 139V138H94ZM109 139V138H108ZM8 140H9V138H8ZM26 140V139H25ZM110 140V139H109ZM34 141V140H33ZM49 141V142H48ZM63 141V142H64ZM69 141V140H68ZM71 141V140H70ZM92 141V140H91ZM94 141V140H93ZM93 141H92V143H93ZM104 141V140H103ZM107 141V140H106ZM113 141V140H112ZM112 141H108V142H106V143H104V145H105V148H102V149H100V150H98V152L100 153H102V152H104L105 154L104 155H107V153H108V151L109 152H111L112 150L111 149H113V151L112 152H115V154L117 153V152H119V150H122L121 151V158H125L126 156V153H127V151L130 149V148H127L126 150L127 151H125V143H123V144H121V142H119V145H116V144H112L111 142ZM152 141V140H151ZM22 142V141H21ZM24 142H26V141H24ZM97 142V141H96ZM7 143V142H6ZM14 143V142H13ZM60 143V144H59ZM70 143V142H69ZM100 143V142H99ZM115 143V142H114ZM19 144V143H18ZM28 145V143H25V145ZM68 144V143H67ZM87 144V143H86ZM95 144V143H94ZM26 145V146H27ZM89 146H90V144H89ZM85 147V146H84ZM92 147V146H91ZM124 147V148H123ZM131 148H137L138 146L137 145H131L130 146ZM20 148V147H19ZM89 148V147H88ZM24 149H26V148H24ZM16 150V151H15ZM20 149H18L17 150V145H15V144H0V154L2 155V153H5V152H9L10 153V155L8 154V159L10 158V157H17L19 154H18V152L20 153V155L21 154H23L24 152H20L19 151ZM30 150V149H29ZM49 150V149H48ZM111 150V151H110ZM63 151V150H62ZM117 151V152H116ZM40 152V151H39ZM52 152H53V150H52ZM51 152V153H52ZM57 152H55V153H57ZM93 152H94V150H93ZM26 153H28V151H26L25 152V154ZM50 153V152H49ZM54 153V154H55ZM145 153V152H144ZM144 153H142V151L141 152H138V154L141 156H143L144 155ZM6 154V153H5ZM93 154H95V153H93ZM112 155H113V153H111ZM147 154H149V153H147ZM0 155V157H2ZM53 155V154H52ZM96 155V154H95ZM128 156H129V154H127ZM27 156V155H26ZM28 156H30V155H28ZM55 156V155H54ZM98 156V155H97ZM109 156V155H108ZM115 157L117 156V155H114ZM113 156V157H114ZM5 157H6V155H5ZM5 157H3V158H5ZM87 157V156H86ZM91 157V156H90ZM103 157V156H102ZM112 157V158H113ZM139 157V156H138ZM144 157V156H143ZM220 157V156H219ZM39 158V157H38ZM98 158V157H97ZM111 158V157H110ZM127 158V157H126ZM125 158V159H126ZM128 158H130V156L128 157ZM1 159V158H0ZM8 159H5V161H4V163L2 164L1 163V166H0V190H3V189H6V190H11V192H12V190H14V189H12L13 187H12V184L13 183H16L15 181L18 179V177L23 173V170H25L24 168V166H23V164H24V162H25V164H28V163H31L30 161H27L26 162V160L25 161H23V162H21L22 164L21 165H15V163H14V165L13 164H11L10 163V161L8 160ZM12 158H10V160H11ZM28 159V158H27ZM44 160H43V162H42V164H46L45 162L46 161H48L47 160V157L45 156V158H43ZM102 159V158H101ZM140 159V158H139ZM220 159V158H219ZM19 160V159H18ZM33 160H35V159H33ZM141 160V159H140ZM139 160V161H140ZM40 161V160H39ZM42 161V160H41ZM40 161V162H41ZM83 161H84V159H83ZM100 161H102V160H100ZM118 161V160H117ZM120 161H121V159H120ZM127 161V160H126ZM126 161H124L125 163H126ZM12 162V161H11ZM38 162V161H37ZM99 163V159H98V161H96V159H94V162H90V163H93V165L90 167V169L92 168L93 169V167H96V164H98ZM123 162V161H122ZM130 162H131V159H130ZM133 162H134V160H133ZM20 163V162H19ZM88 163V162H87ZM118 162H116V165L118 166L119 165V163L117 164ZM135 163V162H134ZM138 163V162H137ZM40 164V163H39ZM39 164H38V166H39ZM41 164V165H42ZM127 164H128V162H127ZM59 165V166H58ZM88 165V164H87ZM91 165V164H90ZM115 165V166H116ZM201 165V164H200ZM14 166V167H13ZM15 166H17V167H15ZM35 166H37V165H35ZM55 166H58V167H55ZM120 166V165H119ZM125 165H123V166H121V167H124ZM40 167V166H39ZM52 168V169H51ZM97 168V167H96ZM109 168V167H108ZM200 168H202V167H200ZM206 168V167H205ZM39 169V168H38ZM37 169V170H38ZM48 169V170H49ZM65 168H63V170H64ZM86 169V168H85ZM36 170V169H35ZM62 170V169H61ZM67 170V169H66ZM81 170V169H80ZM83 170V169H82ZM82 170H81V172H82ZM102 170V169H101ZM118 170V169H117ZM123 170V169H122ZM200 170V169H199ZM86 172H87V170H85ZM115 171V170H114ZM119 171V170H118ZM198 171V170H197ZM37 172V171H36ZM72 172V171H71ZM79 172V171H78ZM99 172V171H98ZM117 172V171H116ZM126 172V171H125ZM35 173V172H34ZM73 173V172H72ZM88 173V172H87ZM108 173V172H107ZM115 173V172H114ZM119 173H121L120 174V176L121 175H123L122 174V172H119ZM118 173V174H119ZM124 173V172H123ZM127 173V172H126ZM203 173V172H202ZM37 174V173H36ZM61 174V173H60ZM67 174V173H66ZM96 174V173H95ZM103 174H104V172H103ZM118 174L116 175V177H118ZM53 176H55L54 174H52ZM70 175V174H69ZM78 175H79V173H78ZM82 175V174H81ZM98 175V174H97ZM109 175V174H108ZM205 175V174H204ZM49 176V175H48ZM61 176H62V174H61ZM91 176V175H90ZM95 176V175H94ZM110 176V175H109ZM197 176V175H196ZM207 176H208V174H207ZM32 177H34L33 175H32ZM36 177H37V175H36ZM36 177H34L33 179H36ZM43 177V176H42ZM55 177H57V176H55ZM89 177V176H88ZM114 178V181H117V180H115V177H113V176H110V178ZM123 177V176H122ZM121 177V178H122ZM128 177V176H127ZM126 176L125 177H123L124 179L125 178H127ZM194 177V176H193ZM30 178V177H29ZM51 178V177H50ZM53 178V177H52ZM64 178V177H63ZM71 178V177H70ZM80 178V177H79ZM105 178V177H104ZM31 179V178H30ZM38 179V178H37ZM86 179V178H85ZM85 179H83L82 181H84ZM102 179V178H101ZM208 179V178H207ZM206 179V180H207ZM26 180V179H25ZM66 180V179H65ZM71 180V179H70ZM73 180V179H72ZM79 180V179H78ZM88 180V179H87ZM90 180V179H89ZM88 180V181H89ZM93 180V179H92ZM35 181V180H34ZM45 181V180H44ZM49 181V180H48ZM51 181V180H50ZM120 181V180H119ZM194 181V180H193ZM69 182V181H68ZM68 182H66V183H68ZM94 182V181H93ZM93 182L92 181H89V182H85L86 184H89V185H91L90 187H92L94 184H96V183H94L93 184ZM118 182V181H117ZM38 183V182H37ZM54 183V182H53ZM70 183V182H69ZM68 183V184H69ZM77 183V182H76ZM84 182H82V183H80V186H79V188H82L81 186L83 185V184H85ZM107 183H109V182H107ZM123 183V182H122ZM40 184V183H39ZM48 184V183H47ZM78 184H79V181H78ZM73 185H76L77 187H78V185L77 184H73ZM73 185H71V186H73ZM115 185H118V183L116 184V182H115ZM120 185H121V183H120ZM123 185V184H122ZM121 185V187H119L118 188V191H120V189H122L123 187H124V185H125V183H124V185L122 186ZM192 188H193V191L195 190V185H196V182L194 181L192 184ZM15 186V185H14ZM44 186V185H43ZM126 186V185H125ZM11 187V188H10ZM86 187V186H85ZM89 187V188H90ZM183 187V186H182ZM43 189H44V187H42ZM47 188V187H46ZM79 188L77 189V191H75V193H73V194H67V195H69V196H67V197H65V199H63L64 201L63 202H67V203H71L70 205H72L73 204V206H75L74 208H73V210H74V213L78 216V218H79V220L81 221V220H84V218L86 217V216H93L94 217V214H92L91 212H92V210H93V212L95 211L94 209H91V211L89 212V210H87V212H89V213H87L86 212V209H88V208H85V210H83L84 209V207H86L85 205H87L86 203L84 204V203H82V204H78L77 206L76 205H74V204H77V201H78V198L76 197L77 195H79L78 194V190H79ZM184 188V187H183ZM192 188H190V191L192 190ZM247 189H249V187H246ZM31 189V188H30ZM29 189V190H30ZM61 189V188H60ZM69 189V188H68ZM76 188L74 187V189L73 190H75ZM90 189H92V188H90ZM125 189H126V187H124V189H123V191H122V193L121 192H119L118 193V196H124L125 195ZM19 190V189H18ZM50 190V189H49ZM86 190V189H85ZM106 190V189H105ZM72 191V190H71ZM89 191H91V190H89ZM117 191V192H118ZM189 191V192H190ZM8 192H10V191H8ZM34 192V191H33ZM44 192H45V190H44ZM44 192H42L43 194H42V196H41V198H45V196L44 195H46V194H48V193H44ZM48 192V191H47ZM62 192H64V191H62ZM62 192H60L61 194H62ZM74 192V191H73ZM83 192V191H82ZM92 192V191H91ZM111 192V191H110ZM188 192V191H187ZM32 193V192H31ZM59 193V194H60ZM98 193V192H97ZM121 193V194H120ZM10 194V193H9ZM52 194V193H51ZM59 194H57V197H58V195ZM60 194V195H61ZM83 194V193H82ZM124 194V195H123ZM29 195V194H28ZM54 195H55V193H54ZM66 195V194H65ZM86 194H84V196H85ZM89 195V194H88ZM44 196V197H43ZM56 196V195H55ZM84 196H83V198H84ZM240 196V195H239ZM54 197V196H53ZM62 196H60L58 199L57 198H55V199H52V201L50 202L49 201V199H48V201H49V203L51 204L52 202H53V200L56 202L57 200H59L60 198H61ZM79 197H80V195H79ZM90 197V196H89ZM110 197V196H109ZM47 198V197H46ZM82 198V199H83ZM104 198V197H103ZM121 198H123V197H121ZM85 199V198H84ZM84 199L82 200V202H84ZM102 199V198H101ZM106 199V198H105ZM113 199H115V198H113ZM18 200V199H17ZM85 200H88L89 201V198H87V199H85ZM91 200V199H90ZM93 200H95V197H94V199ZM92 200V201H93ZM108 200V199H107ZM111 200V199H110ZM109 200V201H110ZM122 200V199H121ZM5 201V200H4ZM47 201V200H46ZM61 201V200H60ZM87 201V202H88ZM90 202V203H92L93 204V202ZM10 203V202H9ZM54 203V202H53ZM52 203V204H53ZM121 203V202H120ZM14 204V203H13ZM45 204H47V203H45ZM51 204V205H52ZM56 204V203H55ZM97 204V203H96ZM102 204H103V202H102ZM38 205V204H37ZM101 205V204H100ZM109 205V204H108ZM119 205V204H118ZM36 207V206H35ZM54 207V206H53ZM94 207V206H93ZM119 207V206H118ZM96 208V207H95ZM114 208V207H113ZM39 209V208H38ZM97 209V208H96ZM101 209H102V207H101ZM119 209V208H118ZM33 210V209H32ZM67 210H71L70 208L69 209H67ZM67 210H64L65 212H63V213H66L67 214V212H69V211H67ZM72 210V211H73ZM100 210V209H99ZM262 212L264 211V209H260ZM61 211V210H60ZM71 211V212H72ZM109 211H112V210H109ZM259 211V210H258ZM96 212V211H95ZM104 212H105V209H104ZM73 213V212H72ZM73 213V214H74ZM87 213V214H86ZM97 213V212H96ZM99 213V212H98ZM113 213V212H112ZM118 213V212H117ZM123 213V212H122ZM43 214V213H42ZM89 214H91V215H89ZM116 214V213H115ZM119 215H121V214H119ZM98 216V215H97ZM104 216V215H103ZM114 216V215H113ZM38 217H40V216H38ZM68 217V216H67ZM73 217V216H72ZM28 218V217H27ZM69 218V217H68ZM86 218H88V217H86ZM86 218H85V220H86ZM95 218V217H94ZM107 218H109V217H107ZM72 219V218H71ZM96 219V218H95ZM94 219V220H95ZM100 219H101V217H100ZM106 219V218H105ZM110 219V218H109ZM93 220V222H97V220H95L94 221ZM68 222V221H67ZM72 222H74V221H72ZM71 222V223H72ZM77 222V221H76ZM75 222V223H76ZM85 222H87V221H83L82 223L85 225ZM102 223V221H99V223ZM64 223H65V221H64ZM75 223H73V224H75ZM105 223V222H104ZM115 223V222H114ZM260 223V222H259ZM52 223H50V225H51ZM67 224H69L70 225V222L69 223H67ZM82 224V225H83ZM37 225V224H36ZM68 225V226H69ZM77 225L78 226H74V228L70 231V233L72 234V236H73V238H76V239H74L75 241H76V243H79L78 245H75V246H77L76 247V253L75 254H68L67 255V253L69 252V251H66L67 253H64V254H66V255H64L63 256V254H62V256L65 258L66 256L68 257V258H70L68 261H66V263L67 262H72V261H74V260H78V258H79V256H80V258H82V261H83V263H82V261H81V259H80V262L82 263V264H111V258L114 256L113 255V245H112V243L113 242H101L100 240V242H97V240L96 239H98L97 237L98 236H96L95 237V240H96V242L95 241H93L94 240V236H92L91 234H87V235H84V240H85V242L83 241V240H81L83 237L81 236L82 234H81V229H80V227H81V222H78L77 223ZM83 225V229L84 230H88L87 228L91 225V224H89V226L88 225H85L84 226ZM102 225H103V223H102ZM122 225V224H121ZM6 226V225H5ZM11 226V225H10ZM67 226V225H66ZM73 226V225H72ZM99 226V225H98ZM49 227V226H48ZM70 227V226H69ZM122 227V226H121ZM82 228V227H81ZM100 228H101V226H100ZM99 228V229H100ZM112 228V227H111ZM95 229V228H94ZM101 229H105L104 227L103 228H101ZM36 230V229H35ZM66 230V229H65ZM64 230V231H65ZM113 230H115V229H113ZM124 230V229H123ZM116 231H118V230H116ZM125 231V230H124ZM248 231H250V230H248ZM247 231V232H248ZM6 232V231H5ZM85 232V231H84ZM93 232H95V231H93ZM114 232V231H113ZM13 233V232H12ZM60 233V232H59ZM95 233H98V230H97V232H95ZM109 233V232H108ZM116 233V232H115ZM124 233V232H123ZM84 234H86V233H84ZM94 234V233H93ZM1 235H3V234H1ZM98 235H100L99 233H98ZM68 236H70V235H68ZM68 236L67 235H65L64 237L66 238V240H69V238H68ZM72 236H70L71 238L70 239H72ZM80 236L82 237L81 239H80V241H78L77 242V240H79V238H80ZM156 236V235H155ZM25 237V236H24ZM35 237V236H34ZM56 237V236H55ZM63 237V238H64ZM102 237V236H101ZM112 237V236H111ZM1 238H2V236H1ZM40 238V237H39ZM64 238V239H65ZM88 238V241L90 242H88V243H86V239ZM107 238V237H106ZM47 239V238H46ZM102 239V238H101ZM116 239H117V236H116ZM73 239H72V241H74ZM110 240V239H109ZM113 240V239H112ZM69 241H71V240H69ZM83 241V242H82ZM102 241H104V240H102ZM116 242H119V241H117V240H115ZM114 241V242H115ZM39 242V241H38ZM55 242V241H54ZM7 243V242H6ZM5 243V245H7ZM37 243V242H36ZM61 243V242H60ZM63 243V242H62ZM69 243V242H68ZM68 243H66L65 242V244L66 245H68ZM109 243H111V245L112 246H110L109 245ZM59 244V243H58ZM64 243L63 244H61L62 246H64L65 245ZM70 244V243H69ZM72 244H74V242L72 243ZM114 244V243H113ZM118 244V243H117ZM22 245H23V243H22ZM56 245V244H55ZM61 245H58V247H62ZM65 245V246H66ZM25 246V245H24ZM46 246V245H45ZM47 246H49V245H47ZM70 246H72V245H70ZM115 246H118V245H115ZM121 246V245H120ZM49 247H51V246H49ZM67 247H69V246H67ZM67 247H64L66 250H68L67 249ZM112 247V248H111ZM119 247V246H118ZM24 248H26V246L24 247ZM43 248L44 247H41L40 248V250H43ZM52 248V247H51ZM50 248V249H51ZM70 248V247H69ZM71 248H73V247H71ZM115 248V247H114ZM121 248V247H120ZM27 249V248H26ZM48 249V248H47ZM59 249V248H58ZM65 249H64V251H62V252H65ZM18 250V249H17ZM61 248H60V252H61ZM37 251V250H36ZM39 251V250H38ZM37 251V252H38ZM44 251V250H43ZM71 251V250H70ZM75 251V250H74ZM36 252V253H37ZM41 252V251H40ZM45 252H46V250H45ZM44 252V253H45ZM59 252V251H58ZM57 252V253H58ZM83 253V255L81 254V253ZM114 252H116V251H114ZM26 253V252H25ZM39 253V252H38ZM47 254V253H46ZM54 254H55V252H54ZM116 254V253H115ZM22 255V254H21ZM20 255V256H21ZM60 255V254H59ZM117 255V254H116ZM115 255V256H116ZM42 256H45V258H46V260L45 261H47L48 262V259L52 256V254L51 253H49V254H47V255H42ZM54 256V255H53ZM52 256V257H53ZM84 256L86 257V258H84ZM22 257V256H21ZM55 257H56V255H55ZM60 257V256H59ZM63 257H62V259H63ZM73 257V258H72ZM76 257V258H75ZM228 258L227 259H229L230 260V256H227ZM23 258V257H22ZM44 258V257H43ZM44 258V259H45ZM67 258V259H68ZM72 258V259H71ZM75 258V259H74ZM83 258H84V260H83ZM114 258H116V257H113V259ZM37 259V258H36ZM43 259V260H44ZM22 260V259H21ZM58 260V259H57ZM56 259H55V261H57ZM36 261V260H35ZM42 261V260H41ZM45 261H43V263H45ZM65 261H60V259L58 260V262H63V264L65 263ZM76 261H74V263L76 264ZM114 261V260H113ZM112 261V262H113ZM32 262V261H31ZM39 262V261H38ZM57 262V263H58ZM264 261H262V263H263ZM53 263V262H52ZM57 263H55V264H57ZM37 264H41V263H37ZM49 264V263H48ZM60 264V263H59ZM72 264V263H71ZM264 264V263H263Z\"/></svg>", "mask_w": 264, "mask_h": 264}, {"label": "flooded vegetation", "instance_id": "obj_3", "mask_svg": "<svg viewBox=\"0 0 264 264\" xmlns=\"http://www.w3.org/2000/svg\"><path fill=\"white\" fill-rule=\"evenodd\" d=\"M262 121L259 122V118H256L251 122L248 129V131L253 130L252 142L253 145L256 144L259 147L257 152H259L260 157L254 156L251 158L254 161V163L250 161L252 166L250 167L248 165L242 171V176L246 180H249L251 177L253 178L252 184L247 190H245L246 183L242 181L243 192L249 193L247 194V198H242L236 201L237 203L235 204L231 203V200L227 201V199L221 200L220 202L213 201L207 213L204 215L199 214V212L197 213L198 216L200 215L199 217L191 218L187 211H181L177 217H174L172 224H170L171 227L169 226V230H166L162 235L159 233L156 236L157 238L160 235L157 240L155 239L157 242H160L154 249L156 264H166V258L172 256L177 251L170 244L173 241L165 236L172 233H181L185 228L191 229L190 234L182 240H174V242L185 243L186 250L184 258L182 261H174L170 264H212V261L224 260L227 256H230L229 264H233L236 256L244 251L245 242L252 235L262 230L264 226V211L259 225L257 227H248L242 232L241 237L237 241L234 239L237 224L228 219L230 218L232 220L234 216V221L242 220L240 212L246 211L248 212L247 218L251 220L254 212L264 209V122ZM245 144H247V141H245ZM254 178L256 179L254 180ZM236 179L235 177L234 180ZM251 199L252 201H250ZM192 223H204L202 232L199 233L198 229H195ZM226 242H230V245L227 247H225ZM164 245L168 247L166 250Z\"/></svg>", "mask_w": 264, "mask_h": 264}, {"label": "water", "instance_id": "obj_4", "mask_svg": "<svg viewBox=\"0 0 264 264\" xmlns=\"http://www.w3.org/2000/svg\"><path fill=\"white\" fill-rule=\"evenodd\" d=\"M247 144L250 145L253 142V136L252 133L250 132L247 135ZM223 211V209H221ZM229 213V212H227ZM231 214V213H230ZM241 215V219L242 220H236L234 221L235 217H232V220L230 218H228L230 221H232L233 223H236V233H235V238L236 241L239 240V238L241 237V234L244 230H246L248 227H257L259 225V222L263 216V212L261 210L256 211L252 214V218L251 220H249L247 218L248 212L243 211L240 212ZM245 215V217H243ZM243 217V218H242ZM194 224L193 226H195V229H198V232L201 233L202 232V228H204V223H192ZM191 232L190 228H185L183 229V231L181 233H172V234H167L165 237L168 239H171L170 244L177 250L172 256L169 257V261L174 262V261H182L185 255V243L184 242H174V240H182L184 238H186ZM230 242H226L225 243V247L229 246ZM228 257L224 258V260L222 261L220 260H215L212 261V264H229V259H227Z\"/></svg>", "mask_w": 264, "mask_h": 264}]
</instances>
